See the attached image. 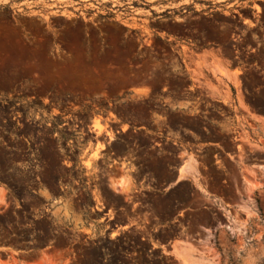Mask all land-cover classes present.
<instances>
[{
	"label": "rangeland",
	"instance_id": "rangeland-1",
	"mask_svg": "<svg viewBox=\"0 0 264 264\" xmlns=\"http://www.w3.org/2000/svg\"><path fill=\"white\" fill-rule=\"evenodd\" d=\"M0 264H264V0H0Z\"/></svg>",
	"mask_w": 264,
	"mask_h": 264
},
{
	"label": "bare ground",
	"instance_id": "bare-ground-1",
	"mask_svg": "<svg viewBox=\"0 0 264 264\" xmlns=\"http://www.w3.org/2000/svg\"><path fill=\"white\" fill-rule=\"evenodd\" d=\"M115 188L116 189L120 188L122 191L127 192L129 190V184L125 181V179L124 180L122 179L121 181L118 182Z\"/></svg>",
	"mask_w": 264,
	"mask_h": 264
},
{
	"label": "crops",
	"instance_id": "crops-1",
	"mask_svg": "<svg viewBox=\"0 0 264 264\" xmlns=\"http://www.w3.org/2000/svg\"><path fill=\"white\" fill-rule=\"evenodd\" d=\"M122 179L123 180L125 179V181L129 184V187H130V181L125 176L123 178H120L119 181H121Z\"/></svg>",
	"mask_w": 264,
	"mask_h": 264
}]
</instances>
